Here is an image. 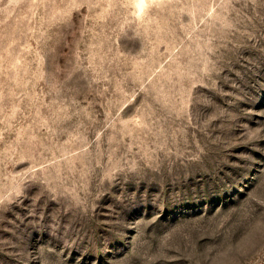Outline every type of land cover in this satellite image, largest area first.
<instances>
[{"label":"rangeland","instance_id":"374dc122","mask_svg":"<svg viewBox=\"0 0 264 264\" xmlns=\"http://www.w3.org/2000/svg\"><path fill=\"white\" fill-rule=\"evenodd\" d=\"M0 0V264H264V0Z\"/></svg>","mask_w":264,"mask_h":264},{"label":"clouds","instance_id":"9594fccd","mask_svg":"<svg viewBox=\"0 0 264 264\" xmlns=\"http://www.w3.org/2000/svg\"><path fill=\"white\" fill-rule=\"evenodd\" d=\"M141 12L147 7L145 0H135V5Z\"/></svg>","mask_w":264,"mask_h":264}]
</instances>
